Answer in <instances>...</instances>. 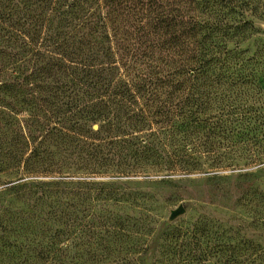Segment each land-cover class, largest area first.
Wrapping results in <instances>:
<instances>
[{
  "label": "trees",
  "instance_id": "1",
  "mask_svg": "<svg viewBox=\"0 0 264 264\" xmlns=\"http://www.w3.org/2000/svg\"><path fill=\"white\" fill-rule=\"evenodd\" d=\"M51 13L54 127L42 132L78 168L190 173L201 160H264V101L254 93H264V56L238 51L261 33L264 0H54ZM37 140L24 167L43 156ZM92 186L47 190L66 204L54 210V260L57 244L112 227L86 205Z\"/></svg>",
  "mask_w": 264,
  "mask_h": 264
},
{
  "label": "rangeland",
  "instance_id": "2",
  "mask_svg": "<svg viewBox=\"0 0 264 264\" xmlns=\"http://www.w3.org/2000/svg\"><path fill=\"white\" fill-rule=\"evenodd\" d=\"M53 6L0 0V264H264V160L104 173L78 168L69 150L54 146V133L42 132L44 123L54 127ZM256 27L261 33L238 49L249 58L264 56V18ZM254 93L262 103L264 93ZM25 135L33 137L28 145ZM41 136L43 156L24 167ZM56 181L92 184L86 205L112 227L57 244L54 260V210L66 207L46 197ZM81 211L71 209L80 218Z\"/></svg>",
  "mask_w": 264,
  "mask_h": 264
},
{
  "label": "water",
  "instance_id": "3",
  "mask_svg": "<svg viewBox=\"0 0 264 264\" xmlns=\"http://www.w3.org/2000/svg\"><path fill=\"white\" fill-rule=\"evenodd\" d=\"M183 212V207H180L178 210L174 211L171 219H174L175 217H177L179 214H181Z\"/></svg>",
  "mask_w": 264,
  "mask_h": 264
}]
</instances>
